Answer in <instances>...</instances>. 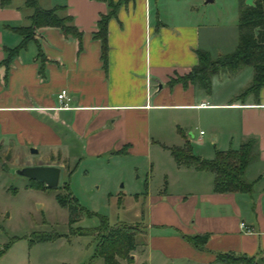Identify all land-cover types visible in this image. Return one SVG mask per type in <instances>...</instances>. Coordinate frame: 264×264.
<instances>
[{"label": "crops", "instance_id": "crops-1", "mask_svg": "<svg viewBox=\"0 0 264 264\" xmlns=\"http://www.w3.org/2000/svg\"><path fill=\"white\" fill-rule=\"evenodd\" d=\"M158 1L128 0L118 6L106 24L105 69L99 41L91 37L99 15L107 11L104 1L38 0L44 9L64 6L57 14L71 17L81 32V49L58 29L41 27L36 30L39 38L29 41L7 66L2 64L5 50L20 41L12 28L27 26L32 9L23 0L0 7V150L6 161L11 158L19 166L63 167L62 160L79 163L118 155L149 160V171L156 170L163 183L155 192L145 191L147 209L138 222L144 243L131 253V262L119 264H222L215 261L218 254L264 259V86L234 100L249 84L250 70L242 85L213 103L193 83L168 86L170 78L196 64V50L209 51L202 36L206 26L189 15L186 0L162 1L164 16ZM37 46L43 62L36 56ZM61 90L66 98L59 100ZM206 107H223L238 116V130L228 145L214 151L237 149L248 137L255 140V158L244 171L250 184L246 193L214 192L210 171L178 165L169 153V147L186 141L192 154L213 158V152L195 148L202 141L201 129L178 128L180 115ZM182 236L205 237L202 249Z\"/></svg>", "mask_w": 264, "mask_h": 264}, {"label": "rangeland", "instance_id": "rangeland-1", "mask_svg": "<svg viewBox=\"0 0 264 264\" xmlns=\"http://www.w3.org/2000/svg\"><path fill=\"white\" fill-rule=\"evenodd\" d=\"M162 1L166 0L158 1L160 16L167 15ZM186 1L191 5L189 15L206 26L202 36L210 57L231 52L237 44V0ZM250 68L244 66L239 75L229 77L227 73L214 75L205 97L207 103L223 101L228 90L244 83ZM178 119V128L184 132L202 130V141L195 142V148L210 154L216 147H226L232 133L238 130L237 114L223 107L190 111ZM215 136L216 140H212ZM31 158L35 161L37 156L33 154ZM7 159L6 152L0 150V264H100L99 259L93 258L95 244L91 234L99 217L109 226L138 224L147 209L145 191L155 192L163 183L156 170L149 171V160L118 155L87 158L79 163L76 159L62 160L64 166L58 167L57 186L46 188L15 175L14 170L21 166ZM67 193L91 215H80L76 222L68 223L67 206H60L56 199L60 196L65 200ZM39 237L47 239L38 240ZM135 239L137 250L144 243L142 230Z\"/></svg>", "mask_w": 264, "mask_h": 264}, {"label": "trees", "instance_id": "trees-1", "mask_svg": "<svg viewBox=\"0 0 264 264\" xmlns=\"http://www.w3.org/2000/svg\"><path fill=\"white\" fill-rule=\"evenodd\" d=\"M10 0H0V7L9 4ZM107 5V11L100 14L95 22V30L91 37L97 39L100 45L99 58L103 69L106 68V24L116 13L121 3L128 0H102ZM26 7L32 9L27 17V26L13 27L20 36L19 43L13 48L5 50L2 64L7 66L17 52L29 41L37 40L39 35L36 30L41 27H54L67 38L76 41L77 51L81 49V32L72 24L68 15L59 16L57 11L63 10L64 6H53L48 9L41 8L38 0H23ZM237 44L234 49L226 54L211 58L208 52L196 50L197 62L190 70L181 76L170 78L168 86L176 82L185 85L187 82L195 84L206 94L210 92V79L213 75L231 73L238 68L249 66L252 70L251 80L235 97L234 100L242 99L247 94H256L261 86H264V0H237ZM37 58L40 62L45 59L37 46ZM41 67V65H40ZM169 153L178 165L192 167L196 170L210 171L213 174L212 188L216 193H246L250 184L244 179V171L252 159L255 158V140L251 137L243 140L237 149L215 150L212 159L206 160L192 154L188 142L180 147H169ZM66 189V185H64ZM60 206H67L68 223H74L80 215L90 216L91 213L83 211L69 194L65 200L56 196ZM143 229L138 224L116 223L109 226L107 221L99 217L98 225L91 230L94 240L93 258H97L100 264H119L120 261L131 262L130 255L137 247L136 235ZM182 238L192 247L202 249L205 237ZM47 237H39L38 240H46ZM3 251H0V255ZM215 261L222 264H264V259L236 256L231 254H218Z\"/></svg>", "mask_w": 264, "mask_h": 264}, {"label": "water", "instance_id": "water-1", "mask_svg": "<svg viewBox=\"0 0 264 264\" xmlns=\"http://www.w3.org/2000/svg\"><path fill=\"white\" fill-rule=\"evenodd\" d=\"M31 152H35L30 148ZM15 175L43 184L46 188H55L58 184L59 168L52 165H28L14 170Z\"/></svg>", "mask_w": 264, "mask_h": 264}, {"label": "built area", "instance_id": "built-area-1", "mask_svg": "<svg viewBox=\"0 0 264 264\" xmlns=\"http://www.w3.org/2000/svg\"><path fill=\"white\" fill-rule=\"evenodd\" d=\"M57 99L61 100V99H65V90H61L57 95H56ZM202 131H199V134H201Z\"/></svg>", "mask_w": 264, "mask_h": 264}]
</instances>
